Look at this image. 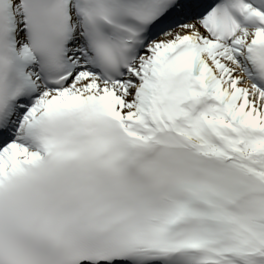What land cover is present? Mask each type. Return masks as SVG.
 I'll return each instance as SVG.
<instances>
[{"label":"snow or ice","instance_id":"6c2138e0","mask_svg":"<svg viewBox=\"0 0 264 264\" xmlns=\"http://www.w3.org/2000/svg\"><path fill=\"white\" fill-rule=\"evenodd\" d=\"M0 264H264V0H0Z\"/></svg>","mask_w":264,"mask_h":264}]
</instances>
